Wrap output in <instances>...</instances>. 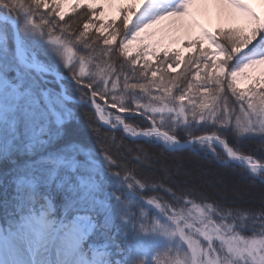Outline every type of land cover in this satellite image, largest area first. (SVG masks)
<instances>
[{
  "label": "snow or ice",
  "instance_id": "6c2138e0",
  "mask_svg": "<svg viewBox=\"0 0 264 264\" xmlns=\"http://www.w3.org/2000/svg\"><path fill=\"white\" fill-rule=\"evenodd\" d=\"M198 6L206 8L209 16L214 7L218 9L219 26L203 27L194 12ZM0 7L26 13L32 26L45 30L62 48L65 66L105 125L173 151L186 146L204 148L221 166L238 165L264 183V156L247 154L242 146V138L264 140V15L249 0H0ZM77 10H82V30L68 33L71 24L59 26L55 18L64 21ZM186 18L191 19L186 22ZM165 22V28L157 30ZM58 28L62 35L54 36ZM185 28L189 29L185 37H174L171 46H164L163 38L156 39L158 31ZM196 28L198 32L193 31ZM91 32L98 34L97 40L102 38V48H92ZM75 44H82L89 54L99 53L103 61L96 65L99 80L96 76L82 80L87 55L77 59ZM114 54L125 58L127 69L121 65L117 72L110 59ZM181 68L183 72L172 75ZM229 94L236 104L229 105ZM121 114L147 124L133 126ZM178 127L200 131L190 132L182 143ZM227 133L234 138L226 139ZM106 158L116 166L110 154ZM123 178L132 191L148 187L131 175ZM168 191L175 203L149 199L147 204H154L171 222L162 231L187 245L191 264H264V205L258 213L226 211L203 202L207 197L197 202ZM123 205L127 223L135 213L129 202ZM140 215L147 216L143 210ZM81 218L77 215L69 223L75 228V220ZM140 227L147 230L146 223Z\"/></svg>",
  "mask_w": 264,
  "mask_h": 264
},
{
  "label": "trees",
  "instance_id": "16d2710c",
  "mask_svg": "<svg viewBox=\"0 0 264 264\" xmlns=\"http://www.w3.org/2000/svg\"><path fill=\"white\" fill-rule=\"evenodd\" d=\"M0 30L7 33L3 26L0 27ZM42 31L43 34L49 36L45 30ZM68 33H73V30H68ZM55 35H62L59 28L56 33H54V36ZM23 36L28 41L30 40L29 44L32 50L37 53L38 56L47 60V63H49L52 68H57L63 74L73 77L70 68L58 66L55 61L47 58L49 52L42 49L43 47H41L40 41H37L38 38L33 36L32 38H28L26 34ZM89 43H91L94 49L103 47L101 39L89 41ZM73 48L77 58L87 55L86 61L89 63V68L88 71H85L86 75L82 80L86 81L93 76H96L97 80H99L97 76L99 69L96 65L98 63L103 64V61L99 59V53L89 54V50L84 48L82 44H75ZM110 59L111 63L116 67L117 72L121 70V65L127 69L125 58L114 54ZM107 60H109V58L104 57V61ZM78 70L79 68H77V74ZM0 71H2L6 77H9L12 83L20 85L17 88L18 91L23 93L31 91L36 94L40 92L39 89L44 90L43 86H45V84L36 78L32 72L23 69L16 55L13 54V51H7L5 54L0 53ZM183 71L181 70L180 72ZM180 72L173 73L172 75H178ZM22 75H25L26 78H29V82L33 83V89L29 90L28 81H22L20 79ZM62 82L67 87L69 95L85 99L78 83L67 79L62 80ZM109 83H111V81H109ZM53 87L51 91H49V89L48 91L51 96L56 97L55 99L53 98L54 103L62 108L60 120H56L54 112L47 107V104L45 105V102H39L40 104L37 107H33L36 109L35 114L37 113L35 118L31 119L32 114L27 112L29 114V116H27L25 111L19 110L18 112L16 111L17 114H13V120L10 126H2L4 123H0L3 127L2 132L5 133L4 138L13 140L12 146H8L3 153H0V206H6L5 211H9V208L12 206L22 205L25 207L22 214L26 215L25 213H27L29 207H34L36 209L41 208L42 210H46L56 223L65 221V219L70 216L71 210L81 206V203L78 201V188L76 182L82 177L96 181L103 190L111 191V193L115 195L124 198H131L133 196L132 199H139L143 202L149 199H155L161 204L175 203L170 191H168L171 190L176 193L177 197L183 196L185 199L191 197L197 202H201L202 197H207V200L203 202L213 203L224 208L226 211L234 210L258 213L262 210L261 206L264 205V201H257V199L252 196L253 194L251 192L248 194L234 195L228 193V190L219 188L220 186H217L220 184L219 182L210 185L207 184V181H212L216 177L218 181H222V185L228 186L229 184L238 182L242 189L245 187L253 192H264V183L250 177L248 173L238 165L223 167L210 153H207L204 148L191 147L179 151H170L160 144L133 140L127 137L123 131L106 129L99 123L96 114L91 108L86 105H80V103L65 101L63 97L57 95V91L61 89L60 84L56 83ZM180 87H183V85ZM174 91H179V88ZM125 99L126 102H131L127 96ZM21 103L22 105H26L24 101ZM228 103L229 105L236 104L235 97L231 96V94L228 95ZM6 112H8V107H6ZM125 115H127V122L133 124V126L143 127L147 124L146 121L140 118L133 119L130 114ZM199 131V128L187 129L178 127L176 129L177 136L181 141L187 140L190 132ZM29 133L35 135V141L24 139ZM225 138L232 140L234 135L233 133H227ZM20 140L26 142V144L20 145ZM242 141L243 151L245 153L252 154L254 157L264 156V140L259 136L251 139L242 138ZM17 145L18 147L15 149ZM109 154L110 158H114L116 166L110 165L108 158H106V155ZM12 155L17 158L16 165H11L9 163V158ZM44 158H48L53 164L58 159L64 160L68 164L67 166L72 164L75 169L68 170V172L74 175L75 178L73 180L75 181V185L70 186V184L68 185L60 182L62 179L61 176L60 178L53 179V182L50 183L51 185L47 187H38L45 190L43 194L45 193V195L51 196L52 202L54 203L52 210L47 206L44 199L40 198V189L38 188L34 193L31 189H26V191L22 192V195L19 196V201H14V203L12 202L11 205L8 206V204H10L9 196L11 197V193H14V189L12 190L11 187V183L13 182H10L11 179L14 180L16 177L14 169H17V166L35 160H43ZM156 159L164 163H169L172 168L175 167L180 173H173V169L172 171L170 169L169 172H157V170L153 172V165L150 161ZM188 161H193L197 164L198 168L189 167L190 164ZM201 171L203 173H201ZM117 172H119L120 175H117ZM199 172L201 176L198 177ZM125 175L133 176L140 182L147 184L148 187L144 189L137 188L135 191L130 190L123 178ZM58 179L59 181H57ZM135 206H139L138 202ZM88 212L92 217L98 220L100 228L107 229V225H104V223L107 222L95 211V209H90ZM7 216L9 217L10 215ZM7 216L5 220L8 218ZM108 231L107 233L113 237L114 232ZM150 246H152L151 248H155L150 242L145 241L142 243L141 249L144 251ZM83 248L82 254L86 256L89 262L94 264H111V261H114L110 255L103 252L102 247L94 248L86 244ZM127 249V246L117 248L118 251L122 252H125ZM130 250L133 252L132 249ZM118 256L122 260L123 255L119 254ZM136 260V263L139 264L140 261H143L144 264L145 262H150L145 255L140 256V254L137 256ZM109 261L110 263H108Z\"/></svg>",
  "mask_w": 264,
  "mask_h": 264
},
{
  "label": "rangeland",
  "instance_id": "374dc122",
  "mask_svg": "<svg viewBox=\"0 0 264 264\" xmlns=\"http://www.w3.org/2000/svg\"><path fill=\"white\" fill-rule=\"evenodd\" d=\"M80 11L82 10L70 13L66 16L64 21H59L57 17L56 19L59 22V26L71 24V27L68 29L69 31H71V29L73 32L82 30L83 18L80 17ZM9 13L11 18H13L12 20L7 17V13L4 10L0 11V27L3 26L7 31L6 33L0 30V53L5 54L7 51H13V54L16 55L17 47L14 33V28L16 27L19 33L18 49L22 57L30 64L42 66L50 70H56L57 72L63 74L57 68H52L49 63H47V60L38 56L37 53L32 50L29 44L30 40L28 41L23 35L26 34L28 38H32V36L38 38V40H36L40 41V45L43 47L42 49L49 52L47 57L48 59L55 61L58 66L69 68L65 66L66 57L62 48L53 43L49 36L43 34V31L40 28L32 26L29 23V17L26 13L20 12L19 10L12 11L10 9ZM201 25L203 27L214 29L219 26V19L205 17V19L201 21ZM161 26L162 25L158 26L157 30L161 29ZM187 31H158L156 39L163 38L164 46H171V40L174 37L183 38L185 37ZM193 31L198 32L199 28H196ZM97 35L98 34L91 32L89 41H95ZM100 39L102 40V38ZM77 59H74L73 63L75 67L79 68ZM88 68L89 63L86 61L85 71H88ZM23 69L25 68L23 67ZM25 70L32 72L36 78L45 84V86H43L44 90L39 89L40 92L36 94L31 91H26V93L18 91L17 88L20 85L12 83L10 78L6 77L5 74L0 71V123H4L2 126H10V123L13 120V114H17L19 110L32 114L31 119L35 118L37 113L35 114L36 109L33 107H37L40 104L39 102H45V105L47 104V107L54 112L56 120H60V112L62 108L54 103L53 98L55 99L56 97L51 96L49 93V91L54 88L53 86H55L56 83L60 84L59 81L43 72H37L30 69ZM181 70L183 71L184 69L181 68L178 72ZM21 77L22 78L20 79L22 81L29 82V78H26L25 75H22ZM61 83L63 84L62 81ZM32 87H34L33 83L29 82V90L33 89ZM63 87L68 98L87 102L86 99L76 98L69 95L67 87L64 84ZM57 95L62 97V88L57 91ZM97 100L102 106L107 107V105H104L103 101L99 100V97H97ZM23 101L26 105H22L21 102ZM80 105H86L91 108L86 103H80ZM6 107H8V112H6ZM91 110L94 112L92 108ZM109 111L117 112V109H109ZM29 114L27 113V116H29ZM97 119L102 125L98 116ZM2 126L0 125V153H3L5 148L8 146L11 147L13 143L12 139L4 138L5 133L2 132ZM125 135L129 137L128 134L125 133ZM34 137L35 135L29 133L24 137V139L35 141ZM131 139L143 141L135 138ZM22 140H20V145H25L26 142H22ZM15 142L17 143L16 140ZM156 144H160L168 149L161 143ZM17 147L18 145L15 149ZM145 162L147 163L146 159ZM9 163L11 165H16L17 158L12 155L9 158ZM188 163L190 164L189 167L198 168L197 164L193 161H188ZM67 165L68 164L62 159H58L53 164L51 160L44 158L43 160H35L33 162L17 166V169H14V174L16 175L15 179L10 180V182H13L11 183V187L12 190L14 189V193H11V197L9 196L10 204H8V206H10L12 202L14 203V201H19V196H21V193L26 191V189H31L33 193L40 189V198L44 199L47 206L50 210H52L54 203L52 202L51 196H47L45 193L43 194V191H45L43 188L51 185L50 183L53 182V179L60 178L61 176L62 179L60 182L68 185L70 184V186L75 185V181L73 180L75 178L74 175L68 172V170H74L75 167L72 164H69L70 167ZM153 167L157 170V172H169L170 169L171 171L173 169L169 163H164L159 160L157 161V164L153 165ZM201 173L203 172L201 171ZM201 173H198V177L201 176ZM248 175L252 177L249 173ZM254 179L260 180L259 178ZM57 181H59V179ZM218 182L220 183L219 188L222 190H228V193L239 195L241 192L245 194L251 192L253 194L252 196H254L257 201H264V192H253L245 187H243L241 191L239 189L240 184L238 182L229 184L228 186L222 185V181H218L215 177L214 180L207 181V184L210 185ZM76 185L78 188V201L81 203V206L71 210L70 216L59 224L49 216V213L46 210H42L41 208L35 209L33 207H29L27 213H25L26 215H23L22 211L25 210V207L22 205L12 206L9 208V211H5L6 206H0V264L15 263V256L23 260L24 264H54L52 257L58 254L64 256L63 261H61L60 264H92L88 263L82 254L81 249L85 244H89L94 248L102 247L103 252L110 255L112 259H114L113 262L111 261V264H139L136 263V259L139 254L140 256L145 255V257H147L150 261L149 263L145 262V264H191V253L190 250H186L187 245L184 244L179 237H169L162 231L164 227H171V222L167 219V217L160 213L159 209L155 208L154 204L149 206L147 201L143 202L139 199H132L133 196L131 198H124L122 196L115 195L114 193H111V191L103 190L96 181L83 177L76 182ZM39 186H42L43 188H38ZM117 197H120L121 199L118 200ZM123 201L129 202L132 211L135 213V215L128 217L127 223L123 219V216L126 215V213L121 211L124 206ZM137 202L139 206H135ZM87 209H95V211L99 213L107 222L104 223V225H107V229L100 228L98 220L92 217ZM141 210L147 214L146 218L141 217ZM35 212H39V215ZM7 215L10 216L8 217ZM77 215L83 218L75 220V228H73L69 222L73 221ZM6 216L8 218L5 220ZM145 223L147 225V230L140 227L141 224ZM63 225H67V227H64ZM155 226H159V228L157 230H152ZM108 230L114 232L113 237L107 233L109 232ZM67 233L76 234L77 240H73L74 243L72 241H68V243L67 241H62L57 244L58 240H62V238L68 235ZM145 241L150 242L155 248H151L152 246H150L148 247L149 249L147 248L142 251L141 245ZM122 246H127L128 249L125 252L118 251L117 248H121ZM130 249H132L133 252H131ZM62 250L65 255L63 253L60 254ZM26 253L28 254V257L26 256ZM119 254L123 255L122 260L118 256ZM108 263H110V261Z\"/></svg>",
  "mask_w": 264,
  "mask_h": 264
},
{
  "label": "bare ground",
  "instance_id": "6f19581e",
  "mask_svg": "<svg viewBox=\"0 0 264 264\" xmlns=\"http://www.w3.org/2000/svg\"><path fill=\"white\" fill-rule=\"evenodd\" d=\"M249 2L252 4V6L255 8V9H257V11L260 13V14H262V15H264V4H262V3H260V0H249ZM1 11V10H0ZM194 12L196 13V18L197 19H199V21H200V23H201V21L202 20H204L205 19V17H208V18H216V19H218V15H219V10L218 9H216L215 7L211 10V16H209L208 15V11H207V9L206 8H204V7H202V6H198L196 9H194ZM215 14H216V16H215ZM191 18H186V22L188 21V20H190ZM167 23L168 22H165V25L163 26H161L160 28L162 29V28H165V26L167 25ZM187 30H189V29H187V28H185V29H183V30H181V31H183V32H185V31H187ZM180 32V31H179ZM26 61V60H25ZM19 62V61H18ZM20 63V62H19ZM21 65V64H20ZM65 75V74H64ZM76 81V80H75ZM63 85V84H62ZM60 86H61V84H60ZM62 88V87H61ZM125 116H127V115H125ZM103 122V121H102ZM104 123V122H103ZM144 141V140H143ZM183 142V141H182ZM151 162V164L152 165H154V164H157V161H155V160H151L150 161ZM184 165H187L186 163H183ZM172 166H173V164H172ZM175 168V167H174ZM173 168V173H176V174H179L180 173V171L179 170H177L176 168L174 169ZM153 169V172H156V169L153 167L152 168ZM217 186H219V185H217ZM216 186V187H217ZM239 189L242 191V187H239ZM240 194H244V193H240ZM68 235L67 236H65L64 238H62V240L60 239V240H58V243L57 244H59V243H61L62 241H67V243H68V241H72L73 242V240L74 241H76L77 240V235L76 234H73V233H67ZM64 239V240H63ZM74 243V242H73ZM63 253V250L60 252V254H62ZM64 254V253H63ZM65 255V254H64ZM71 255V254H70ZM68 256V255H67ZM63 258H64V256L63 255H56V256H54V257H52V260H53V263L54 264H60L61 263V261H63ZM14 262L15 263H13V264H24V262H23V260H21L20 258H15V260H14Z\"/></svg>",
  "mask_w": 264,
  "mask_h": 264
},
{
  "label": "water",
  "instance_id": "95a60500",
  "mask_svg": "<svg viewBox=\"0 0 264 264\" xmlns=\"http://www.w3.org/2000/svg\"><path fill=\"white\" fill-rule=\"evenodd\" d=\"M0 10H4V11L7 13V17H8L9 19H11V20L13 19V18H11V16H10V13H9V9H8V8H6V7H0ZM14 33H15V42H16V47H17V48H16V58H17V60L20 62V64H21L24 68H26V69H30V70H33V71H37V72H43V73L48 74V75L54 77L55 79H57V80L59 81V83L61 84V87H62V97H63L66 101H68V102H78V103H86V104H88L87 102L78 101V100L71 99V98H68V97H67V95H66V93H65V89H64V87H63L61 81L64 80V79L75 81V79H74L73 77H70V76H67V75L61 74V73L57 72L56 70H50V69L45 68V67H42V66H36V65L30 64V63H28L27 61H25V59L22 57V55H21V53H20V51H19V49H18V45H19V33H18V30H17L16 27L14 28ZM75 82L77 83V81H75ZM88 105H89V104H88ZM89 106H90V105H89ZM90 107H91V108L94 110V112H95V109H94L92 106H90ZM97 116H98V115H97ZM98 118H99V117H98ZM99 120H100V119H99ZM100 122L102 123V125H103L104 127L111 129V127H110L109 125H105L101 120H100ZM111 130H113V129H111ZM139 140H140V139H139ZM181 142H182V141H181ZM182 143H183V142H182ZM187 148H191V147H190V146H186L184 149H187Z\"/></svg>",
  "mask_w": 264,
  "mask_h": 264
}]
</instances>
